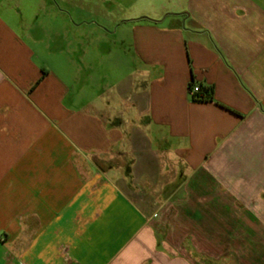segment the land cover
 Segmentation results:
<instances>
[{"label": "crops", "instance_id": "0c3cea01", "mask_svg": "<svg viewBox=\"0 0 264 264\" xmlns=\"http://www.w3.org/2000/svg\"><path fill=\"white\" fill-rule=\"evenodd\" d=\"M59 1L0 0V264H264V0H152L96 100Z\"/></svg>", "mask_w": 264, "mask_h": 264}, {"label": "rangeland", "instance_id": "374dc122", "mask_svg": "<svg viewBox=\"0 0 264 264\" xmlns=\"http://www.w3.org/2000/svg\"><path fill=\"white\" fill-rule=\"evenodd\" d=\"M106 1L107 0H73L72 4H67L65 0H60L58 3L64 12L67 24H63L62 39L56 41L57 45H54L55 41L51 37L48 38L47 41V46L52 44L53 48L59 47L65 51L77 48L81 50V48L84 47H89L95 51L96 55L89 57V60L92 58L94 69L91 72L92 79L89 80L88 84H85L88 88L84 93V96L89 95L95 100L103 98V95L108 93L107 88L110 84H117L127 75H131L134 70L132 62L133 57L130 55L129 51L131 47L128 38L129 34H125L123 30L116 33V30L121 29L124 23L123 20L126 18L142 16L146 13L151 14L154 10V6L150 5L152 0H139L136 6L129 8H125L122 5L132 2V0H122L123 3L121 6L119 0H112L108 4ZM74 22L79 24L78 31L68 30V32H65L67 27H71L70 25ZM103 28H110L111 32H113L111 34V40L100 38V33L103 31ZM73 33H78V40L75 39ZM109 49L112 51L110 57L106 55ZM98 53H104L105 55H98ZM76 55L70 56L79 59L80 57H76ZM45 58L52 64L54 63V57L52 55H47ZM62 60L59 66L63 69H67L68 58L62 57ZM175 209L176 208L167 210L166 215L163 218L161 217L164 219L163 223L183 224L184 220L181 214L176 215ZM170 235L180 236L179 238L182 237L181 231H172ZM190 250L193 252L192 254L199 256L197 249L191 248ZM255 252V256L263 258V248H256ZM200 262L203 264H236L227 257L222 260V263H218L215 262V260L208 258L204 259L200 256Z\"/></svg>", "mask_w": 264, "mask_h": 264}, {"label": "trees", "instance_id": "16d2710c", "mask_svg": "<svg viewBox=\"0 0 264 264\" xmlns=\"http://www.w3.org/2000/svg\"><path fill=\"white\" fill-rule=\"evenodd\" d=\"M197 83L192 81L190 83V90ZM200 90L199 92L192 95V99L194 102H213L214 101V87L206 86L204 84H199ZM191 94V93H190Z\"/></svg>", "mask_w": 264, "mask_h": 264}, {"label": "built area", "instance_id": "2783aa9c", "mask_svg": "<svg viewBox=\"0 0 264 264\" xmlns=\"http://www.w3.org/2000/svg\"><path fill=\"white\" fill-rule=\"evenodd\" d=\"M200 87L198 84L194 85L192 89L190 90L191 95H194L195 93L199 92Z\"/></svg>", "mask_w": 264, "mask_h": 264}]
</instances>
